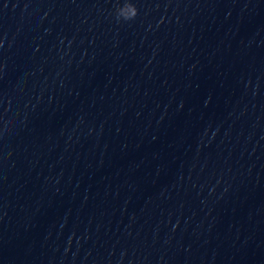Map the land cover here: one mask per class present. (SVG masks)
<instances>
[{
    "label": "clouds",
    "instance_id": "1",
    "mask_svg": "<svg viewBox=\"0 0 264 264\" xmlns=\"http://www.w3.org/2000/svg\"><path fill=\"white\" fill-rule=\"evenodd\" d=\"M138 14V10L134 4L125 0L123 6L117 8L116 17L118 20L130 21L133 20Z\"/></svg>",
    "mask_w": 264,
    "mask_h": 264
}]
</instances>
